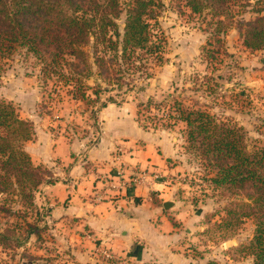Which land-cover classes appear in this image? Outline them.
I'll return each instance as SVG.
<instances>
[{"label":"rangeland","instance_id":"rangeland-1","mask_svg":"<svg viewBox=\"0 0 264 264\" xmlns=\"http://www.w3.org/2000/svg\"><path fill=\"white\" fill-rule=\"evenodd\" d=\"M163 3L159 25L166 38V62L151 70L150 80L137 82V87L144 85L143 90L135 89L124 97L113 92L101 94L97 103L72 101L70 87L55 75L47 79L36 59L18 47L9 57L0 58V100L11 103L39 135L90 147L101 137L100 104L114 96L117 106L134 113L139 127L163 139L164 150L171 154L165 179L172 190L169 200L177 203L175 215L170 217L176 233L148 241L143 257L137 260L127 253H112L94 238L83 239L73 221L52 216L43 200L45 185L60 180L67 168L59 161H32L49 178L33 193V207L21 206L19 199H13L7 203L19 214L0 212V233L6 235L4 245L0 244V264L252 263L245 247L253 236L254 219L240 220L239 216L234 226L223 225L228 210L239 202H249L245 193L211 183L212 174L186 147L184 125H171L168 115L174 102L182 107H205L218 119L241 128L248 150L264 147V47L246 49L242 38L244 24L257 15L264 16V0H244L245 5L234 9L232 20H225L224 31L219 32L211 25L209 9L192 14L170 0ZM123 22L124 13L117 20L120 32ZM214 36L223 41L212 42L218 53L211 61L202 48ZM148 100L150 109L143 108ZM25 222L36 227L33 234L28 233Z\"/></svg>","mask_w":264,"mask_h":264},{"label":"trees","instance_id":"trees-1","mask_svg":"<svg viewBox=\"0 0 264 264\" xmlns=\"http://www.w3.org/2000/svg\"><path fill=\"white\" fill-rule=\"evenodd\" d=\"M170 1L192 14L209 9L217 32L225 27V20H232L236 7L245 5L244 0ZM163 9V0H0V58L9 57L18 47L24 49L47 79L55 75L70 87L68 93L75 102L97 103L101 94L112 92L124 97L143 90L144 85L137 87V82L150 80L151 70L166 62V38L159 25ZM122 13L120 32L117 20ZM244 26L243 46L263 48L264 16L257 15ZM222 41L219 36L209 38L202 52L215 60L217 51L211 44ZM108 103L118 105L114 96H108L100 108ZM174 103L169 106L171 125H184L186 147L212 174L211 183L245 193L249 202L228 210L223 225L253 218V236L245 249L252 256L251 264H264V147L248 150L243 130L205 107ZM141 106L150 109V100ZM34 135L32 123L19 117L11 103L0 100V212L19 214L7 203L13 199L33 207V193L49 178L24 150ZM25 224L33 234L36 227ZM5 241L6 235L0 233V244Z\"/></svg>","mask_w":264,"mask_h":264},{"label":"crops","instance_id":"crops-1","mask_svg":"<svg viewBox=\"0 0 264 264\" xmlns=\"http://www.w3.org/2000/svg\"><path fill=\"white\" fill-rule=\"evenodd\" d=\"M98 119L101 137L90 147L52 140L35 130V142L27 143L26 150L37 164L54 160L67 168L65 176L44 187L52 216L73 221L83 239L94 238L112 253L137 260L148 241L177 231L170 218L177 203L169 200L172 190L165 179L171 154L163 139L139 127L127 109L106 105ZM116 181L127 186H108ZM167 201L173 203L169 212L163 209Z\"/></svg>","mask_w":264,"mask_h":264},{"label":"built area","instance_id":"built-area-1","mask_svg":"<svg viewBox=\"0 0 264 264\" xmlns=\"http://www.w3.org/2000/svg\"><path fill=\"white\" fill-rule=\"evenodd\" d=\"M141 180V177H138L137 179H135L133 182L134 183H137V181H140ZM110 188H125L127 186V182H124V181H116L115 183L111 182L109 185H108ZM109 257V256H107Z\"/></svg>","mask_w":264,"mask_h":264},{"label":"water","instance_id":"water-1","mask_svg":"<svg viewBox=\"0 0 264 264\" xmlns=\"http://www.w3.org/2000/svg\"><path fill=\"white\" fill-rule=\"evenodd\" d=\"M171 207H173V203L170 202V201H167V202H165V203L163 204V209H164V210H168V209H170Z\"/></svg>","mask_w":264,"mask_h":264}]
</instances>
